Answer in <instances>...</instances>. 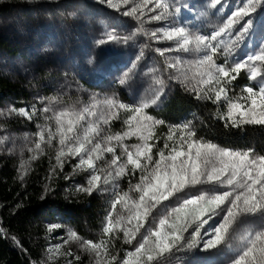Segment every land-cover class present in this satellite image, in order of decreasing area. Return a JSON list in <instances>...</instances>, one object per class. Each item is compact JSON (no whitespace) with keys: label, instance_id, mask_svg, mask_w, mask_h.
<instances>
[{"label":"rangeland","instance_id":"obj_1","mask_svg":"<svg viewBox=\"0 0 264 264\" xmlns=\"http://www.w3.org/2000/svg\"><path fill=\"white\" fill-rule=\"evenodd\" d=\"M162 3L169 5L168 15L163 21H152V16L163 12V9L156 8L155 0H128L127 4L123 0H112L115 8L108 4V0H0V41L9 48L7 53L0 50V71L27 92V96L19 103L21 107L16 108L12 102L0 106V159L11 162L17 171H24L30 161H39L41 156H45L51 165L48 180L44 184L46 192L50 193L58 186L67 195L75 198L95 197L104 201L106 206L99 230L90 234V237L77 235L79 240L69 239L70 229L63 218L54 213L53 220L46 221L42 233L40 264H96V257L81 247V240L97 243L104 240L107 242L108 258L115 256L117 260H122L127 251L138 245L142 235L147 234L145 229L157 228L159 220L178 202L173 199L153 210L145 228L140 230L141 234L131 245L126 244L122 232L104 234L103 227L106 226L109 213L113 218L124 216L122 227L129 226L127 210L120 204L113 209L112 204L118 195L129 191L130 184L134 186L139 181L140 174L132 176L129 168L127 174L116 179L115 183L105 184L104 178L113 171L110 166L113 154L101 153L102 159L95 161V174L101 175L102 179L99 187L88 194L78 189L87 188L88 180L94 173L88 171L86 166L78 168L79 158L65 156L60 162L57 161L58 134L51 144L44 142L41 150L35 149L36 143L40 142L39 133L42 129L50 128L55 134L57 114L83 113L89 109L90 113L96 115L89 114L87 122L98 124L101 130L99 140L104 146L116 148L115 155L121 157V163L126 161L123 149L115 142L108 144L104 137L123 135L129 131L125 121L132 113L125 109H110L108 102L124 104L126 108L148 103L150 106L145 112L155 118L152 111L162 107L173 86L192 94L191 90L200 79L198 61L202 53L177 50L176 41H168L163 33L173 27L183 26L190 37L211 38L213 33L224 28L231 13L243 7L247 0H221L215 6L213 0H162ZM182 7L187 14L193 15L182 18ZM132 9H136L135 15L123 14ZM255 17L256 26L243 41L236 39L239 24L231 32L226 31L221 35L217 43L222 40L223 44L220 54L215 57L217 64L227 61L226 67L234 66L247 55L258 53L260 47L264 46V0L257 8ZM154 32L156 37L152 36ZM110 36L114 39L108 42ZM224 48L228 52H224ZM159 52H163V55ZM37 67L60 77L56 81L42 80ZM253 67L264 73V63L254 62ZM242 72L249 79L250 71ZM249 81L258 90L264 84V75ZM225 86L229 89L227 94L230 98L246 95L243 91L245 88L238 89L234 81ZM200 87L203 88V85ZM161 88L163 92L160 100L151 104ZM219 104L225 113L226 104ZM21 109L26 110L28 115L19 114ZM111 112L116 115L111 116ZM69 118L71 116L64 119ZM104 118L110 119L108 125L102 123ZM187 123L182 120L175 124H160L153 129L154 136L150 143L155 145L152 153L154 158H158L156 154L159 150L165 149L166 142L169 149L174 146L166 140L170 126ZM84 127V122H81L78 129L81 136ZM195 138L204 141L196 133ZM174 139L178 146L180 134L177 133ZM140 143L137 137L122 141L132 151V146ZM167 151L165 149L166 155ZM222 190L219 186L201 185L190 192L199 194ZM133 198H137L135 194ZM181 198H185L184 194H181ZM220 218L217 217L215 222ZM208 227L206 225L201 234ZM194 230L195 224L184 233L185 245L192 239ZM262 230L264 216L242 217L230 230L226 244L209 250H204L202 244L191 249L184 247L165 257L161 264H232L237 252L246 245L244 238L247 234L252 232L254 238V233Z\"/></svg>","mask_w":264,"mask_h":264},{"label":"snow or ice","instance_id":"obj_2","mask_svg":"<svg viewBox=\"0 0 264 264\" xmlns=\"http://www.w3.org/2000/svg\"><path fill=\"white\" fill-rule=\"evenodd\" d=\"M125 4L128 0H123ZM221 0H213V6L219 5ZM262 0H247L243 7H238L231 13V17L224 28L207 36L190 37L185 27H173L163 33L168 41H176L177 50L184 52L202 53L198 65L201 69L200 79L197 86L191 90L197 99L208 100L219 104L224 102L227 106L226 112L217 118L225 122V127L240 129L246 125L264 127V84L258 90L253 87H245L246 95L230 98L229 89L225 86L235 81L239 74L250 71L249 79L255 80L264 75L253 67L254 62L264 63V46L260 47L258 53L249 54L244 59L236 62L234 66L226 67L227 61L217 64L215 57L220 54L223 41H217L224 32H231L232 28L239 24L240 30L236 39L243 41L256 26L255 13ZM108 4L115 8L112 0ZM156 8L163 9L159 15L152 16V21H163L168 15L169 5L162 0H155ZM136 9L123 13L133 16ZM156 33H152L156 37ZM114 37L110 36L108 42ZM228 52L227 48L223 49ZM163 55V52H159ZM206 77V78H205ZM123 83V81H121ZM159 83V82H158ZM203 85V88L200 87ZM215 85V88H213ZM163 89L155 94L151 104H156ZM109 108L125 109L132 113L125 123L129 131L116 135H108L104 140L111 144L115 142L123 149L126 161L121 163V157L116 156V148L104 146L99 140L101 130L96 123H88L87 116L90 113L85 109L83 113H59L55 116V134L50 128L42 129L39 133V141L35 145L36 150H41V144H51L58 134L59 152L57 161L68 156L79 158L78 168L86 169L92 174L88 180L87 188L78 190L91 194L99 187L101 175L95 174V161L102 159L101 153L113 154L110 166L113 171L108 172L104 183H115V180L127 174L131 168V175L139 173V181L133 186L130 184L129 191L118 195L112 204L115 209L120 204L127 210L128 227H122L124 216L116 218L109 213L103 233L111 235L122 232L124 242L131 245L141 229L145 228L151 212L157 207L173 199L177 200L166 215L159 220V226L154 229H145L146 235L132 250L124 254L122 260L115 256L108 258L107 242L101 240L99 243L92 240H81V247L91 252L96 257V264H161V261L176 251L187 247L189 249L203 245L204 250L216 249L227 243V237L242 217L264 216V155H256L253 149L247 151H234L220 148L217 144L204 142L195 138L191 122L182 126H170L167 141L174 146L169 149L165 143V149L157 152L153 157L154 144L153 129L162 120L155 119L145 112L150 105L141 104L138 107L126 108L124 104L116 105L108 102ZM21 115L27 116L26 110L21 109ZM115 116V112L110 113ZM71 116L65 120L64 118ZM31 117H29L30 119ZM84 122L83 135L79 133V126ZM104 125L110 123L109 118L102 120ZM180 134V143L176 146L174 136ZM47 136V140H45ZM137 137L141 143L133 145L134 151L129 150L127 145L122 144L125 138ZM158 142V141H157ZM66 149V150H65ZM111 178V180L109 179ZM201 185H213L221 187L222 191L214 193L200 192L191 194L190 190ZM118 187V185H117ZM133 194L137 198H133ZM184 194L185 198H181ZM217 217H221L218 222ZM171 219V223L169 220ZM133 221L135 222L133 224ZM212 222H215L214 224ZM195 224L192 239L185 245L184 233ZM209 227L205 229V226ZM70 240H79L75 232L69 234ZM247 243L236 254L232 264H264V230L249 232L244 238ZM104 257V259H102Z\"/></svg>","mask_w":264,"mask_h":264},{"label":"trees","instance_id":"obj_3","mask_svg":"<svg viewBox=\"0 0 264 264\" xmlns=\"http://www.w3.org/2000/svg\"><path fill=\"white\" fill-rule=\"evenodd\" d=\"M182 7L180 16L191 17ZM195 21V18H194ZM9 51L0 41V50ZM117 50V49H114ZM42 80H57L60 76L36 68ZM238 89L252 87L245 73L234 81ZM27 92L0 71V106L12 102L16 108ZM163 124L182 120L191 122L197 137L222 148L253 149L264 155V127L246 125L240 129L225 127L217 117L223 113L221 104L197 99L178 86H173L159 110L152 111ZM30 161L27 169L17 171L8 160L0 159V264H40V246L46 221L60 215L71 232L90 237L101 226L106 211L104 201L95 197L67 195L56 189L46 192L44 184L51 169L47 158ZM55 213V215H54ZM36 239V240H35Z\"/></svg>","mask_w":264,"mask_h":264}]
</instances>
